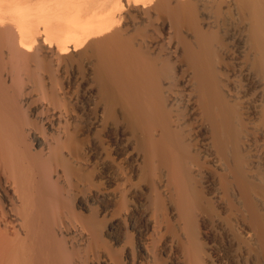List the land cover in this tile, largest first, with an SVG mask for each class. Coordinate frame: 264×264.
<instances>
[{
  "label": "bare ground",
  "instance_id": "obj_1",
  "mask_svg": "<svg viewBox=\"0 0 264 264\" xmlns=\"http://www.w3.org/2000/svg\"><path fill=\"white\" fill-rule=\"evenodd\" d=\"M0 264H264V0H0Z\"/></svg>",
  "mask_w": 264,
  "mask_h": 264
}]
</instances>
